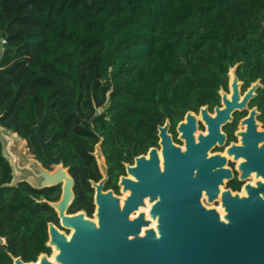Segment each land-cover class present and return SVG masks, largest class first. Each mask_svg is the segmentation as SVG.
Segmentation results:
<instances>
[{"label": "trees", "instance_id": "16d2710c", "mask_svg": "<svg viewBox=\"0 0 264 264\" xmlns=\"http://www.w3.org/2000/svg\"><path fill=\"white\" fill-rule=\"evenodd\" d=\"M0 51V124L43 162L39 120L52 154L90 169L100 138L143 151L165 117L218 104L238 62L264 120V0H0ZM11 173L0 144V264L49 252L54 213L36 200L59 194L4 187Z\"/></svg>", "mask_w": 264, "mask_h": 264}, {"label": "water", "instance_id": "95a60500", "mask_svg": "<svg viewBox=\"0 0 264 264\" xmlns=\"http://www.w3.org/2000/svg\"><path fill=\"white\" fill-rule=\"evenodd\" d=\"M243 63L229 67V92L223 88L218 91L221 106L214 108V114L209 113L208 105L200 108L206 132H198L197 115L188 111L178 125L185 147L173 144L167 134L168 121L159 127L162 155L150 149L147 157L135 159L128 171L136 177H122L119 182L124 196L102 192L104 180L92 183L96 190L92 218L85 211L68 214L75 197L74 180L61 163L64 153L50 155L51 140L45 142L41 132L43 120L32 129L44 158L56 165L53 171L30 156L25 140L0 124L2 156L12 170L11 181L3 186L16 188L26 183L42 190L62 183L59 201L45 202L56 212L61 227L69 231L67 234L48 223L45 246L51 249V256L41 253L37 262H24L20 256L10 255L12 264H264V129L257 120V107H248L262 84L258 79L241 92L243 82L236 71ZM244 110L249 114L240 122V128L245 127L237 133L240 144H232L225 154H211L215 146L225 142L222 127L235 112ZM101 142L93 156L105 173ZM228 157L242 160L238 166L241 180L252 179L242 194L224 189L223 177H232L226 168ZM204 192L209 199L222 197L223 213L201 204ZM186 194L190 207L181 202ZM165 198L171 201L172 218L157 221L160 205L161 211L167 212ZM4 244L0 237V245Z\"/></svg>", "mask_w": 264, "mask_h": 264}, {"label": "flooded vegetation", "instance_id": "af4514ba", "mask_svg": "<svg viewBox=\"0 0 264 264\" xmlns=\"http://www.w3.org/2000/svg\"><path fill=\"white\" fill-rule=\"evenodd\" d=\"M236 75H237V71H236ZM237 77H238V75H237ZM238 79H239V77H238ZM228 81L229 80L227 79L226 88L221 87L227 93L229 92ZM239 81L243 82V85L241 87L242 93H244L246 91V89L251 85V83L255 82V81H253V82H250L248 85H246V83L243 80L239 79ZM261 88L262 87H260L256 91L257 95L255 98L250 100V102L248 103V107H249V110H251L254 107H257L258 111L260 112V114L257 116V120L262 124L261 129H264V120L262 119V110L259 109V106L256 103V100H257L258 96L260 95V89ZM220 104H221V98L219 96V103L218 104L214 105L212 108H210L208 106L209 113L214 114V108L216 106H221ZM203 106H205V105H203ZM200 108L196 111H191V110H188V111H191L197 115L198 132H206V127L204 126V124L202 123V121L200 119V112H199ZM249 110H244L242 112H235L232 115V120L227 122L222 127V132L225 135V142L221 146H218V145L215 146L211 150V154H214V153L225 154L226 149L231 147L232 144H235V145L240 144V137L237 135V133L244 130L245 127L240 128V122L242 119H244L248 116ZM188 111H186L185 114L181 118L177 117V118L169 119L168 117H165L164 121L162 123L158 124L156 127V138L157 139H156L155 143L148 146L143 151L142 150L141 151H135L133 146L130 148V150H128V148L126 146H124V147L122 146L121 150H116L114 153L109 154L105 151V148L103 146V139L100 138V139H102V142L100 144V148H101V153L104 157V162H105V167H106L105 173L101 172L99 165L96 161V158L93 156V153L95 152V146L98 144L99 141L96 144H94L91 151H88V154L92 157V161L94 162V165L90 169H88L85 166L73 167L72 165L66 164L64 162V159H63L66 155V152H58L57 154H52L50 152V145L52 143V138H50L48 140H44L45 142L51 140V142L49 143V146H48L49 153L51 156L56 157L59 154L64 153V155L60 158L61 163H62L64 168H68V174L74 180L73 191H74L75 197H74L72 205L70 206V208L68 210V214H75L79 211H85L88 217H90V218L93 217V214H94L95 209H96V206L94 203V195H95L96 190H95V188H93L92 183L99 184L101 181L104 180L103 186H102V192L112 191L116 196H124L125 194L122 193V187L119 185V182H120V179L122 177H124V178L136 177L134 174H131L128 171L129 167H133L135 165V159L138 157H142V156L147 157L150 149H156L159 156L162 155L161 154L162 145L160 144L161 139L158 136V134H159L158 128L164 127L167 121L169 122L167 134L171 136L172 142L175 146L181 147L183 149L186 144H185V141L180 138V133L178 132V125H179V123L184 121L185 115ZM114 145L118 146V144H114ZM27 149L29 150L28 152H29L30 156L36 158L42 164V166L45 169H47L49 171H53L56 169L55 164L47 161L44 158L42 150H41V153H42V156H43L45 162L39 160L36 157V155L30 151V149L28 147H27ZM40 149H41V147H40ZM241 161H242L241 159L233 160L232 157L227 158L226 168L230 169L232 177L229 179H226L223 177V180L225 182L224 189L230 190L232 194H242V190H243L244 185L246 183L252 181L251 178L246 179V180L240 179L241 173L238 169V166L241 163ZM87 170H90V172H85ZM83 177H86L84 182L81 181V178H83ZM165 177H168V176H165ZM52 188H57L59 190V194H58V197L56 200L50 201V200L43 197L41 199L36 200V202L37 203H41V202L46 203L45 201H47V202L59 201L61 193H62V183L55 186V187H52ZM47 189H49V188H47ZM187 196L188 195L186 194V198L181 199V202L186 203V207L189 206V202H190V199ZM210 199H211V201H209ZM210 199H209V196L206 195V193L204 192L201 194L200 202L207 209H215L219 214L223 213L224 209L222 207V197L220 195H217L215 197H210ZM163 202L168 204L165 206V210L167 212L163 213L161 211L162 205H160L157 208V210L160 211L159 215L156 217L157 221H158V219H161V220L165 219L166 220V219L172 218V214H171L172 212H170L171 211L170 199L165 198ZM163 202L160 200L161 204H163ZM77 206H79V207H77ZM149 208L150 207L148 206V209ZM53 213H54L53 220L48 221L46 223V225L48 223H53L60 231H65L61 227L60 220L58 219V216L54 210H53ZM65 232L67 234H69V231H65ZM47 241H48V233H47ZM41 253H46L50 257L51 256V249H49V252H41ZM41 253H39L34 260H30V261H24L23 259L22 260L24 262H37V259Z\"/></svg>", "mask_w": 264, "mask_h": 264}, {"label": "rangeland", "instance_id": "374dc122", "mask_svg": "<svg viewBox=\"0 0 264 264\" xmlns=\"http://www.w3.org/2000/svg\"><path fill=\"white\" fill-rule=\"evenodd\" d=\"M1 52V51H0ZM28 150V149H27ZM29 151V150H28Z\"/></svg>", "mask_w": 264, "mask_h": 264}]
</instances>
